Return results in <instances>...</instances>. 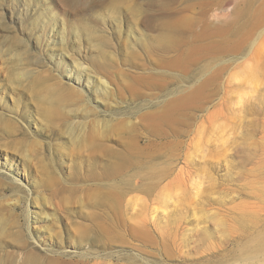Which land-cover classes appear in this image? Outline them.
<instances>
[{
    "label": "rangeland",
    "instance_id": "obj_1",
    "mask_svg": "<svg viewBox=\"0 0 264 264\" xmlns=\"http://www.w3.org/2000/svg\"><path fill=\"white\" fill-rule=\"evenodd\" d=\"M0 264H264V0H0Z\"/></svg>",
    "mask_w": 264,
    "mask_h": 264
}]
</instances>
